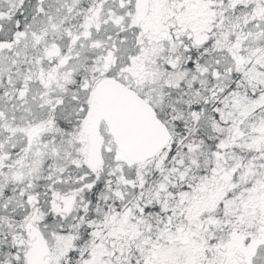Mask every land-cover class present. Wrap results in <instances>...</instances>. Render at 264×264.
I'll list each match as a JSON object with an SVG mask.
<instances>
[{
    "label": "snow or ice",
    "instance_id": "snow-or-ice-1",
    "mask_svg": "<svg viewBox=\"0 0 264 264\" xmlns=\"http://www.w3.org/2000/svg\"><path fill=\"white\" fill-rule=\"evenodd\" d=\"M0 264H264V0H0Z\"/></svg>",
    "mask_w": 264,
    "mask_h": 264
}]
</instances>
